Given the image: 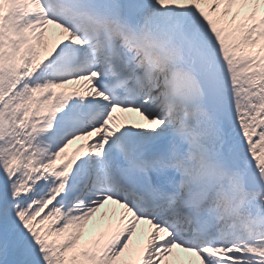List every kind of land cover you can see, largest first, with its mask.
Wrapping results in <instances>:
<instances>
[{
	"label": "snow or ice",
	"instance_id": "snow-or-ice-1",
	"mask_svg": "<svg viewBox=\"0 0 264 264\" xmlns=\"http://www.w3.org/2000/svg\"><path fill=\"white\" fill-rule=\"evenodd\" d=\"M0 264H264V0H0Z\"/></svg>",
	"mask_w": 264,
	"mask_h": 264
}]
</instances>
